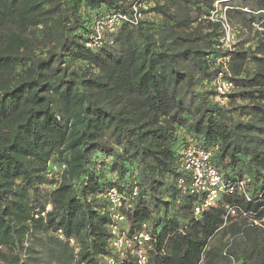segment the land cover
<instances>
[{
	"label": "trees",
	"instance_id": "16d2710c",
	"mask_svg": "<svg viewBox=\"0 0 264 264\" xmlns=\"http://www.w3.org/2000/svg\"><path fill=\"white\" fill-rule=\"evenodd\" d=\"M140 2L151 19L126 0H0V264H139L110 246L114 213L149 233L143 264H264V0ZM189 144L226 189L199 216L178 188Z\"/></svg>",
	"mask_w": 264,
	"mask_h": 264
},
{
	"label": "built area",
	"instance_id": "2783aa9c",
	"mask_svg": "<svg viewBox=\"0 0 264 264\" xmlns=\"http://www.w3.org/2000/svg\"><path fill=\"white\" fill-rule=\"evenodd\" d=\"M126 3L131 5L133 11L134 22L143 19V14L139 9H145L146 5L140 0H126ZM217 3L215 7H217ZM147 9V8H146ZM145 9V10H146ZM125 16H107L101 22L96 23L94 30L97 34L96 39H99L103 32H114L115 27L119 25ZM222 18V17H221ZM223 20H225L223 18ZM224 29V37L220 40L222 47L230 48L233 42L232 29L227 23L222 24ZM92 44H87V47H91ZM220 62V60L218 61ZM231 83L221 80L220 78L215 82V91L217 92L215 101H225V96L232 90ZM211 153L204 151L203 149L196 148L195 146H189L183 153V169L186 171L187 178H181L178 180V188L181 194L192 193L195 195H202L203 201L196 204L194 207L195 216H199L201 211L212 206L219 199L220 195L226 191L225 184L222 182V178L218 171L214 168L210 161ZM248 180H242L237 184L238 190L243 191ZM232 191V188L230 189ZM108 197L114 207L120 205L121 196L115 191L110 190ZM136 195V189H134L133 196ZM235 210L233 208H227V215L234 216ZM113 222L109 229L112 234L110 246L113 251L117 252L119 256L123 257L128 251L130 254L137 257V262L143 264L146 261L145 250L143 244L150 240V235L146 229H142L136 235L131 238L125 237L120 231V225L124 222V217L118 213L112 215ZM257 224V222H254ZM109 264H115L112 259L108 261Z\"/></svg>",
	"mask_w": 264,
	"mask_h": 264
},
{
	"label": "rangeland",
	"instance_id": "374dc122",
	"mask_svg": "<svg viewBox=\"0 0 264 264\" xmlns=\"http://www.w3.org/2000/svg\"><path fill=\"white\" fill-rule=\"evenodd\" d=\"M148 7H149V6L146 5L145 9L148 8ZM218 8H219V6H218ZM145 9H143V10H145ZM146 11H147V10H146ZM142 16H143V19H151V18H152V15H151L150 13H148V12H147L146 14H143ZM231 31H232L231 33H232V35H233V42L235 43L238 34L236 33V31H235V32H234L233 30H231ZM234 43H233V44H234ZM233 44H232V45H233ZM232 45H230V46H232Z\"/></svg>",
	"mask_w": 264,
	"mask_h": 264
}]
</instances>
